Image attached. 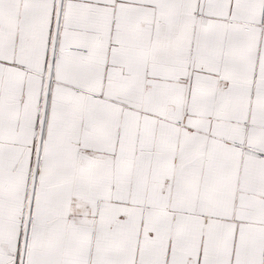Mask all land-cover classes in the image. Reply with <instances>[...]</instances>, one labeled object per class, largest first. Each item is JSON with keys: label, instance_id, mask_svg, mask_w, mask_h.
Masks as SVG:
<instances>
[{"label": "snow or ice", "instance_id": "6c2138e0", "mask_svg": "<svg viewBox=\"0 0 264 264\" xmlns=\"http://www.w3.org/2000/svg\"><path fill=\"white\" fill-rule=\"evenodd\" d=\"M0 264H264V0H0Z\"/></svg>", "mask_w": 264, "mask_h": 264}]
</instances>
